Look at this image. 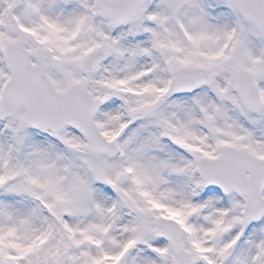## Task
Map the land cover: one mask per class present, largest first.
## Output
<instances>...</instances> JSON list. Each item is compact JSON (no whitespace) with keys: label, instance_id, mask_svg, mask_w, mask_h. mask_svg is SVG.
Masks as SVG:
<instances>
[{"label":"snow or ice","instance_id":"obj_1","mask_svg":"<svg viewBox=\"0 0 264 264\" xmlns=\"http://www.w3.org/2000/svg\"><path fill=\"white\" fill-rule=\"evenodd\" d=\"M0 264H264V0H0Z\"/></svg>","mask_w":264,"mask_h":264}]
</instances>
